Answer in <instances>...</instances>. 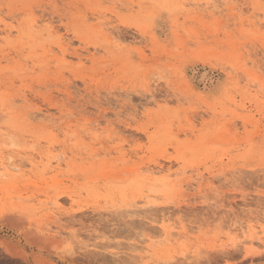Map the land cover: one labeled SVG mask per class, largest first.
Segmentation results:
<instances>
[{"label":"rangeland","instance_id":"rangeland-1","mask_svg":"<svg viewBox=\"0 0 264 264\" xmlns=\"http://www.w3.org/2000/svg\"><path fill=\"white\" fill-rule=\"evenodd\" d=\"M110 258L264 264V0H0V264Z\"/></svg>","mask_w":264,"mask_h":264},{"label":"bare ground","instance_id":"bare-ground-1","mask_svg":"<svg viewBox=\"0 0 264 264\" xmlns=\"http://www.w3.org/2000/svg\"><path fill=\"white\" fill-rule=\"evenodd\" d=\"M166 175H170V171H169V169L167 170ZM190 179H191V178H190ZM149 190H150V188H149ZM150 191H156V190L153 189V190H150ZM143 197L148 198V197H149V194H145ZM150 201H151V200H148V202H150ZM148 207H150V206H148ZM152 207H153V206H152ZM146 208H147V206H146ZM148 209H149V208H148ZM148 209H146V210H148ZM148 211H149V210H148ZM118 212H119V211H118ZM149 212H150V211H149ZM151 213L153 214V211H152ZM154 213H155V211H154ZM153 215H155V214H153ZM162 215H163V214H162ZM162 215H161V217H163ZM9 216H10V215H9ZM157 216H158V213H157ZM10 217H12V216H10ZM7 218H8V217H7ZM156 218L158 219V217H156ZM163 218H164V217H163ZM163 218H162V220H164ZM17 219H18V218H17ZM119 219H120V218H119ZM167 219H168V217H167ZM6 220H7V219H6ZM165 220H166V218H165ZM165 220H164V221H165ZM127 222H128V221H126V222L123 221V222H122L123 224H122V223H121V224L124 225V224L127 223ZM18 223H19V221H18ZM130 223H131V222H130ZM130 223L128 222L127 224L130 225ZM16 224H17V223H16ZM132 224L134 225V223H132ZM132 224H131V225H132ZM118 225H120V223H119ZM122 225H121V226H122ZM125 225H126V224H125ZM125 225H124V226H125ZM131 225H130V227H132ZM121 226H118L119 228L116 227V228L118 229L117 231H119L120 234H123V232L125 233V231H128V230L131 229V228H130V229L128 228V230H125V227H123V226L121 227ZM134 226H135V225H134ZM120 227H121L123 230H120ZM126 227H128V226H126ZM116 228H115V229H116ZM132 228H134V227H132ZM161 228H162V230H163V233L165 234L164 239H165V238H169V237L172 235V231L169 230V229L166 227V224H163ZM126 229H127V228H126ZM155 229H156V228H155ZM155 229H154V231H155ZM115 231H116V230H115ZM117 231H116V232H117ZM130 231H131V230H130ZM130 231H129V232H130ZM119 232H118V234H119ZM131 232H132V231H131ZM155 232H156V231H155ZM130 234H131V233H130ZM253 234H254V233H253ZM37 235H38V234H37ZM125 235H126V234H125ZM37 237H38V236H37ZM39 237H40V236H39ZM43 238H44V237H43ZM46 242H48V241H46ZM46 244H48V243H46ZM45 246H46V245H45ZM47 246H48V245H47ZM152 247H155V244H154V242L151 241V242L148 244L147 248H152ZM141 249H142V248H141ZM145 250H146V249H145ZM59 252H61V250H60ZM9 253L12 254V255H19V254H21L22 258H23L24 260H26V262L30 261L29 258L26 257L25 255H23L22 253H19V252L13 251V250H10ZM106 256H107V255H106ZM106 256H105V257H106ZM100 257H101V256H100ZM108 257H109V256H108ZM112 257H114V256H112ZM123 258H125V260H126L127 257L124 256ZM123 258H122V260H123ZM102 259L104 260L103 257H102ZM108 259H109V258H108ZM114 259H115V258H114ZM127 259H128V258H127ZM103 260H102V261H103ZM110 260H111V262H112V261H115V260H113V258H110ZM110 260H109V261H110ZM117 260H118V259H117ZM117 260H116V261H117ZM119 260H120V259H119ZM130 261H131V260H130ZM107 262H108V260H107ZM111 262H110V263H111ZM122 262H123V261H122ZM124 262H125V261H124ZM125 263H126V262H125ZM127 263H128V262H127ZM129 263H130V262H129ZM112 264H115V263L112 262Z\"/></svg>","mask_w":264,"mask_h":264}]
</instances>
